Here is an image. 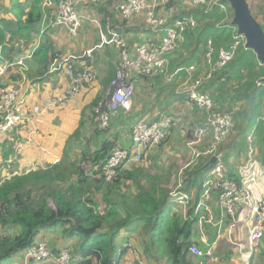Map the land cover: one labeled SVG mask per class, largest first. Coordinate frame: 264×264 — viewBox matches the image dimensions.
<instances>
[{"label":"trees","instance_id":"1","mask_svg":"<svg viewBox=\"0 0 264 264\" xmlns=\"http://www.w3.org/2000/svg\"><path fill=\"white\" fill-rule=\"evenodd\" d=\"M49 1L52 2V7L43 6L44 0L5 1L4 10H0V67L11 63L13 56L29 52L32 44L41 34L40 26L44 15L49 14L59 0ZM111 3L106 4L100 0L98 4H84L77 10L79 14L87 15L92 19L102 18L103 23L105 19H109L110 27L123 38L131 50H135L136 46L141 44V40L138 38V40H133V38L123 35L132 30L126 26V23L133 24L138 21L144 32L151 37L150 30L144 28L142 17L126 23L120 21L117 16L115 17L114 12L108 9ZM175 4V0H170L169 3L161 7L167 11L170 8L174 9L172 20L185 16L197 18V13L194 10L192 11L193 15L179 13L180 8L177 9ZM226 4L231 9L227 0ZM1 5L3 6V4ZM216 9L218 8H214L213 11H217ZM210 13L212 12H205L202 17L209 18L213 15ZM221 14L224 16L223 12ZM258 15L264 19L262 14ZM232 17L234 18V16ZM252 17L257 21V16L252 15ZM90 25L86 21L82 23L81 28L84 29L86 26L91 28L92 25ZM258 25L264 30L263 25L259 23ZM223 27L217 29L215 26L205 25L200 29L198 27L184 32L182 37L186 39L185 46L190 48L189 53L180 55L178 58H174L172 53L169 57L170 69L199 66L196 54L200 49L201 42L210 37L216 40L214 41L215 46L219 47L222 37L227 33L226 30H222ZM82 29L79 36L83 34L81 33ZM230 43L231 40L226 41L225 46L229 47ZM99 45L100 40L90 42V46H93L91 49H94L92 60L84 56L85 50L75 54V61L69 63L77 75L82 74L83 68H85V64L82 65V62L86 61V66L89 67L94 79L98 80L100 87H104V91L101 88L99 90L105 93V89L116 72V66L111 63V60L115 58V55L117 57V54H115L114 45H104L103 48H99ZM32 50H34L32 62L35 67L26 71L25 77L21 75V72H18V67L10 69L9 76L5 75L1 78L4 88L19 89V85L25 81L35 84L44 79L48 80L49 76L47 75L49 74L58 76L61 72L64 73L65 69L61 65H56L57 70L55 71H51L50 68L55 59L58 60L59 56L66 58L67 55L54 52L53 48L43 40V36L38 47ZM253 58L255 55L249 56L246 51L239 48L233 63L228 65L231 75L225 79H222L220 74L214 76L204 86L206 90H209L211 85L218 80L221 85L225 86L228 82L234 81L232 73L233 71L238 73V69L246 75L247 81L242 84L243 87H240L239 91L248 93L247 95L243 94L241 98L250 101L254 107H252L251 116H249L246 126L238 134L243 139L248 135L247 132L252 125L251 119L254 114L259 113V109L256 110V106L258 107L260 103L258 97L264 96L262 91L253 87V81L262 76L259 72L252 70ZM59 61L61 62V60ZM175 62L176 66H174ZM186 63L187 65H184ZM240 76L238 73L236 77ZM140 77L143 81L151 82L152 85L156 84L157 88L168 86L161 78L139 75L135 79ZM67 79L69 82L68 77ZM150 79L153 80L149 81ZM91 84L82 81L80 91ZM217 96L215 102L220 105V110L226 113L230 112L220 104L223 100L221 94L218 93ZM100 100L101 96H96L88 105L89 111L86 113L84 110L87 106L84 108L78 127L68 136L66 141L73 146L71 149L73 151L64 150L63 155L61 154V161L47 167H43L46 164L43 163L38 167H31L28 171H20L15 168L17 161L20 160L19 149L24 148L27 132L32 129L30 123L16 126L0 135V264L12 261L20 252L41 242L54 257H58L62 250H66L72 257L68 264H126L129 259L125 257H129L131 252L136 251L140 253L142 259H151L159 264L161 259H164L163 264L200 263L189 251L192 242L191 235L196 231V219L182 222L179 214L173 209L169 208L164 211V206L171 200L169 196L171 187L172 185L175 187L177 184L178 172L175 174L171 170L163 172L167 163L157 164L155 162L151 164L155 154L161 152L159 150L171 142L169 140L173 134H178L179 129L175 126L176 121L173 120L172 125V119L169 117L171 124L167 128L165 137L159 144L150 147L140 162L130 163L122 169H117L116 178L111 182H105L102 169L114 150H129L131 148L134 124L139 120L148 123L156 122L161 120V116L148 120L142 118L144 115L141 111L142 107H133L134 112L120 111L119 115L111 120L108 128L99 130L93 127V119L95 108ZM69 101L66 100V103ZM166 108L168 109V107ZM166 108L163 111H166ZM234 115L239 116L237 113ZM2 121L3 115L0 114V123ZM87 123L90 125L86 127ZM240 123L239 119V126ZM192 135L191 131L188 132L186 140L193 138ZM258 140L264 141V134L263 138L261 133L258 134ZM236 148L235 140L231 144L227 143V151L223 150L224 153L226 151L223 160L225 167L227 165L226 179L238 182L239 179L234 172L233 161H230V158L238 161L241 152L247 150L246 142L243 141V144L239 145L237 152ZM78 150L80 151L77 152ZM262 155H264L263 151ZM209 170L210 168L204 169L203 167L199 170L184 171L183 192H187L189 195L194 191L195 199L199 200L200 192H203L204 189V179H200L201 190L199 188L198 191L196 174L201 172L204 176ZM192 212L191 210L190 214ZM57 224L61 225V230L57 231L62 233L63 240L78 239L75 248L77 257L67 244H62L59 249L50 245L52 243L50 236L53 234L51 228L57 227ZM39 234L40 240L37 241ZM258 252V258L253 260V263L264 264V246ZM228 254L226 253V257ZM216 255L219 256L220 253L218 252ZM41 264H53V260Z\"/></svg>","mask_w":264,"mask_h":264},{"label":"built area","instance_id":"2","mask_svg":"<svg viewBox=\"0 0 264 264\" xmlns=\"http://www.w3.org/2000/svg\"><path fill=\"white\" fill-rule=\"evenodd\" d=\"M169 1L119 0L111 6V11L114 12L115 16L125 23L142 17L140 14H144L146 19L142 17L143 26L150 30L151 37L146 39V42L136 46L132 57L123 52L115 75L95 108L93 122L97 129L104 130L109 127L111 120L120 111L124 113L131 111L135 77L139 75L149 78H161L165 84L183 78L184 82L176 91L177 97H184L189 106L195 107L205 115L204 125L194 128L192 132L193 139L187 145L192 155H195L196 146L200 145L206 131L210 132L213 140L212 145L208 150H203L197 157L208 154H212L215 157L214 167L204 175L203 185L210 178L217 179L216 182H211L215 186H203L204 189L201 192L203 196H200L199 200L194 199L193 207L191 208L193 212L191 214V210L187 212V217L190 220L196 219L195 237L197 240L192 239L189 251L194 258L199 260V264H255L253 260H257L258 250L264 246V193L261 197H257L253 192V187L256 186L257 188V186H260L264 167L260 160L246 158L245 163L238 170V182L226 179L223 150L227 146L224 147V142L234 127V121L230 114L216 110L213 97L204 88L216 74H219L230 63L239 48L249 49L245 47V37L239 34L234 26L237 34L241 36H237L234 42L231 41L229 47H220L215 54L212 47L207 49L204 60L205 71H207L204 76L195 77L198 69L194 65L171 70L170 55L174 52L183 33L189 28H195L194 20L189 18H180L172 23H167V19H170L167 15L173 14L174 9L170 8L167 11L161 7L169 3ZM213 1L215 0H192L191 3L194 6L201 7L210 6ZM88 3L98 4L100 0H59L51 14L50 24L44 27L40 33L43 34L51 26L65 29L73 38H76L82 29V23L88 21L96 29H100L101 25H105L110 35L107 41L100 33L101 45H99V48L108 44H113L117 47L122 46L118 34L112 31L110 27L109 19H105L103 23L102 18L92 19L87 17V15L78 13L77 9L84 4L88 5ZM222 9L225 10L226 6H222ZM162 14H165V16ZM187 21H189V25H187ZM92 51L93 49L86 50L84 56L92 60ZM32 53H26L11 63H7L4 67H0V114L3 115V121L0 123V135L16 126L32 123L33 118L40 117L44 112L64 107L67 104L66 100H71L81 92L82 81L89 82L94 79L93 74L88 69L89 67L86 66V61L82 62V65L85 64L82 74L75 75L74 69L69 63L70 61H75V57L62 58L59 56L58 60L55 59L53 61L50 70H57L56 65H61L65 69L64 73L70 80L67 88L59 96L44 100L41 106L35 105L31 108H26L19 101L20 87L19 89L4 88L1 78L15 67H18L19 72L26 71L25 62L31 60ZM257 61L259 62L258 59ZM259 65L264 67L260 62ZM255 89L264 90V77L257 79ZM261 117L264 128V114L260 116L258 121L261 120ZM170 124L171 120L169 118L152 123L143 120L137 121L134 124L131 148L129 150L116 149L113 151L102 169L104 181H113L118 174L117 169H122L130 163L140 162L142 156L150 147L159 144L163 140ZM34 131L35 128L32 127L27 132L25 146L33 140ZM256 135L255 133L254 137ZM82 165L84 166V163ZM179 187H181V190H179ZM182 188L183 186H178L177 184L176 187L172 188L169 196L173 202H176L173 204H176L178 208L183 206L186 209L191 197L187 194L186 196L183 195L182 193L185 192H183ZM212 189L213 193L211 192ZM208 192L213 198L217 199L218 197L216 205H210V203L204 201ZM228 222H230V227L233 228L234 234L228 231L227 235L226 227L229 226ZM236 230H238L237 237ZM224 235L228 237L223 238ZM220 243L222 244L218 247ZM226 246L231 247L232 252L227 255L226 259H220L216 253L220 249H225ZM133 253L135 254V260L129 259L126 264H141L137 256L138 253ZM52 258L53 255L45 244L41 242L22 251L21 260L11 261L6 264H30L32 260L46 261ZM71 260V255L64 250L55 258V263L68 264Z\"/></svg>","mask_w":264,"mask_h":264},{"label":"rangeland","instance_id":"3","mask_svg":"<svg viewBox=\"0 0 264 264\" xmlns=\"http://www.w3.org/2000/svg\"><path fill=\"white\" fill-rule=\"evenodd\" d=\"M5 1H0V10H4ZM104 1L106 2V4H109L108 3L109 0H104ZM117 1H119V0H117ZM117 1L115 0L114 3ZM175 1H176L175 7L177 9L180 8L179 13L185 14V15H193L192 14L193 10L197 13V18H194L192 16H185V15H184L185 17H183V18H189V19L194 20V28L195 29H197L198 27L200 29L205 25H208V27H210L212 25V26H215V28L217 27V29H220L218 27L224 26L222 28V30H226V32H227L222 37V40L220 41V45H218L219 47L215 46L214 41H216V40H213L210 37L203 39L202 42L205 41V43L201 42L200 47H199L200 49L198 50V52L196 54L197 55L196 59L197 60L199 59L198 62L200 63V65L199 66L194 65L198 69V71L195 73V77L199 78V77L204 76L206 71H207V70L205 71L206 66H205V61H204L207 49L209 47H212V49L214 50V54H215V52H217V50L220 47L225 46L226 41L229 42V40H231L232 42H234L236 37L241 36V35L237 34L236 28L233 26V23H232L233 22V17H232L233 11H231V9H229L228 4H226V0H215V1L211 2L210 6H201L198 9L195 8L197 6L193 7L194 5L191 3V0H175ZM246 1L249 5V9H250L251 14L253 16H257L258 23L263 25V27H264V19L259 17V15H258V14H262L264 16V0H246ZM213 3H214V6H213ZM1 4H3V6ZM224 5L226 6L225 10L222 9V6H224ZM111 6L112 5H110V7H108V9L110 11H111ZM214 8H218V9H216L217 11H213ZM161 11H164V10H161ZM164 12H162V13H164ZM205 12H212L210 14H213V15L209 16V18L206 17L204 19L202 16H204ZM222 12H223L224 16H222V14H221ZM162 15L165 16V14H162ZM140 16H142L144 19H146V16L144 14H140ZM167 17L170 18V19H167V23H172L175 20H178V19L172 20V14H168ZM156 21L160 22L159 20H156ZM189 21H187V25H189ZM204 21H206V22L200 23V22H204ZM223 24H226V25H223ZM126 26L130 28L133 25L126 23ZM133 28H137V27H133ZM133 28H130V29H133ZM189 29H193V28H189ZM63 30H65V29H63ZM83 31L81 33H83ZM112 31H114V30L112 29ZM262 31L264 33V30H262ZM114 32L117 33L116 31H114ZM198 32H202V31H198ZM67 33H68V31H67ZM100 33L102 34V37H104L105 40L108 41V39L110 38V35L107 32L105 25H101L100 29H91L90 28V31H87L86 34L83 33L81 36H79V33H78L77 37H78V39H82V38H83V40L86 39V40H84V44L86 45L84 47V50L86 48H88L86 50H90L91 47H93V46H90V42L93 43V42H97V40H100ZM68 35L71 38H73V36H71L69 33H68ZM123 35L128 36L129 38H133V40L140 39L141 44L143 42L147 41L146 40V33L144 32V30L138 31V33H129L128 32V33H124ZM230 37H231V39H230ZM118 38H119L120 42L122 43V46H118V47L116 45L114 46L115 54H117V57L115 55V58H113L111 60V63L115 64L116 68L118 67V64L120 62V59H121L123 52H125L129 57H132L134 54V51L128 47V45L126 44V42L123 40V38L120 35H118ZM83 40H82V42H83ZM185 42H186V39L184 37H182L181 42L177 43L176 48L172 54L174 58H178L180 55H185V54L189 53L190 48L187 45L185 46ZM100 43H101V40H100ZM108 45L113 46V44H108ZM103 46H102V48H103ZM57 50H58V48L56 49V53H57ZM238 50L236 51V53L238 52ZM243 50L246 51L249 56L255 55L251 51L249 52L246 49H243ZM117 51H118V53H117ZM58 53L63 54V52H58ZM214 54H213V58H214ZM21 55L22 54L17 55V56H13V60L18 59L19 57H21ZM234 57H235V55L233 56L230 63H233ZM25 65L28 68H31L32 62L31 61L25 62ZM184 65H187V63ZM228 65H226L225 68H223L219 73L220 76L222 77V79H225L227 76L231 75L230 74V68H229L230 66H228ZM174 66H176V62L174 64ZM252 66H253L252 67L253 71L259 72L262 75L261 77H264V67L259 65V62L256 60V55H255V58H253ZM227 67H228V69H227ZM9 72H10V70L7 72L6 77L9 76ZM13 72L15 73L16 71H13ZM238 73H240V75H241L240 77H236L238 75ZM238 73H237V71H233L232 76L234 78V81L228 82L225 86H223V85H221L220 80H218V81L214 82L211 85L210 89L208 90L210 92L211 96L213 95L212 97H214L215 108L218 109L219 111H221L220 105H218V102H215V101H216V98L218 97L217 96L218 93L221 94L223 100L220 104L223 105L225 110H230V112H228V114H230L232 116L233 121H234V127H233L232 131H230L229 137L224 142V144H225L224 147L227 146V144H226L227 142H230L229 144H231V142H233V140H235L237 143V148L235 149V151L237 152L239 149V145H242L243 141L246 142L247 150L245 152H241L240 157H238V161H235L232 158H230V161H233L234 172L236 174H238V170L241 167V165L245 163L246 158L256 159V160H260V161L264 162V155H262V151L264 153L263 141L258 140V137L257 138L253 137L252 140L248 139V137H247V136H251L255 133L256 134L261 133L262 138H263V130H264V128L262 126L263 120H262V117L260 120L261 122L258 121V119L260 118V116H262L264 114V96L258 97V99H260V103H259L258 107L256 106V110L259 109V113L258 114L255 113L253 118L251 119L252 125L248 129V132H247L248 135L245 137V139H243L242 136L239 137L238 134H240L242 132L241 131L242 128H244L246 126V124L250 118L249 116H251L250 114H251L252 107H254V104H251L250 101H248L244 98L243 99L241 98L243 96V94H246V95L248 94L247 92L239 91L240 87H243L242 84L247 81V77L243 73V71L240 69H238ZM219 74H216L215 76H217ZM234 75H235V77H234ZM151 80H153V79H150L149 81H151ZM61 81L63 82V79ZM256 81H257L256 79L253 81L254 89H255ZM89 82H93L90 85V91H92V92H91V94L84 96V100H83L82 104H87L89 101L91 102L95 98V94H96V96H101V98L104 95V92H103L104 87L103 88L100 87V85L98 84V80L93 79ZM183 82H184V79L180 78L179 80H176V81H173L171 83L166 84V85H168L166 87L157 88L156 84L152 85L151 82L143 81L142 77L136 79L134 82V93L132 96V109H131V111H133V107H135V108L142 107L143 109H141V111L144 113L142 118H145L148 120L149 119L151 120L155 117L159 118L161 116L160 119L170 117L172 119V125H173V120L176 121L175 126L179 129L178 134L177 135L173 134V136L169 140V142L170 141L171 142L168 143L167 145H165L162 149H160L159 151H161V152H157L155 154V157H153L151 164H154L155 162L157 164L167 163V165H165L166 169L163 170V172H167V170H171V172H173V174L178 172V175H177L178 186H183V177H184L183 173H184V171H187L189 169L199 170L203 167H204V169L210 168V170H212L214 167V163H215V157L212 154L199 155L197 157L198 154H200L203 150L204 151L208 150L210 148V146L212 145V142H213L212 136H211L210 132H208V130L206 131L205 137L202 140V142L200 143V145L196 146L195 155H192V153L190 152V149L187 145V143L193 139V138H191L190 140H186L187 139V133L190 131L193 132L195 127L203 126L204 120H205V115L203 112L196 109L195 107L189 106L187 100L184 97H181V96L177 97V94H176L177 88ZM22 86L25 87L24 84ZM100 88L103 91L99 90ZM20 89H21V92L24 91L21 87H20ZM20 89H19V91H20ZM48 99H49V97L42 98L40 100V102L38 101L37 105L41 106L42 101L48 100ZM19 101H20V98H19ZM80 102L81 101H79V103ZM256 102H258V101L256 100ZM166 107H168V109ZM165 108L167 110L163 111ZM87 111H89V106H87V108L84 110L85 113ZM221 112H224V111H221ZM236 113L239 115L238 117L234 115ZM41 116L44 117L43 127L45 130L43 132L37 134V127H36V124H34L33 126L35 128V131L33 133V140L30 141L29 144L24 146L23 149H21V150L19 149L18 156H20V160L17 161L15 168L20 170V171H22V170L28 171V170H30L31 167L32 168L34 166L38 167V165H41L43 163H46L45 165H43V167H47L50 164H54V163L61 161L64 150L67 149L69 152L73 151V150H71L73 148V146L71 144H69L68 142L65 143V147H64V140L66 139V137L68 135H71V133H73V131L79 125L80 118H79V115L77 114V107H75V103H73V101H71V102H69V104L67 106H65L63 108L58 107V108L52 109L51 111L44 112ZM37 118L38 117L33 118V123H34L35 119H37ZM239 119L241 122L240 126H239ZM89 125H90V123H87L86 127ZM193 125H194V127L192 128ZM93 127H95V126L93 125ZM86 134H88V133L86 132ZM62 144H63V147H61ZM83 145H85V144H83ZM80 147H82V146H80ZM79 151L80 150H78L77 152H79ZM226 151H227V149H226ZM226 151H225L224 155L226 154ZM212 160H214V161L212 162ZM226 170H227V165H226ZM240 172H241V169H240ZM209 176H211V175H209ZM8 178H10V177H8ZM196 178L198 181L196 186H198V191H199V188L201 190V187H200L201 183L199 181H200V179L204 178V176L201 172H198L196 174ZM262 178H263V180H262ZM216 181H217L216 178H210V180H207L203 186H215V185H212L211 182H216ZM262 183L264 185V175H261L260 184H262ZM177 184L175 185V187L177 186ZM173 186L174 185H172L171 188H174ZM179 190H181V187H179ZM255 190H256V186L253 187V192H255ZM211 192L213 193V189L211 190ZM182 194L185 196H186V194L188 195L187 192L182 193ZM189 196L191 197V200L188 203V205L186 206V209H184L183 206H179V208H178L176 206V204H173L176 202H173V200L170 198L171 199L170 202H168L164 206V211L171 208L176 213L179 214L180 220L182 222H184L186 220H190L187 217L188 216L187 212L189 210H191V208L193 207V202L195 199L194 191H193V193L190 192ZM206 196L207 197L205 198L204 201L210 203V205L211 204H214V205L217 204L216 200L218 199V197H217V199L213 198L209 192L206 194ZM185 218H186V220H185ZM228 223H229L228 224L229 226L226 227L227 235H228V231H230L232 234H234L233 228L230 227V222H228ZM60 228H61L60 224H57V227L51 228V231L53 232V234L50 236L51 241H52V243L50 245L54 248L59 249L62 244H67L72 248V251L74 252V254L77 257V254L75 252V248L77 247L78 239L75 238L74 240H71V241L63 240L62 239L63 238L62 233L60 231H57L58 229L61 230ZM237 236H238V230H236V237ZM227 237L228 236L224 235L223 238H227ZM39 240H40V234L37 237V241H39ZM221 244L222 243H220L218 245V247L221 246ZM51 246H50V248H52ZM62 251H64V250H62ZM218 251L220 253L219 258L220 259H226L227 258L226 253L228 254L229 252H232V248L229 246H226L225 249H223V250L220 249ZM136 252L138 253L137 256H138L139 262L141 264H159L158 262H155L153 260L151 261V259H144V258L142 259V257L140 256V253L138 251H136ZM128 255H129V252H128ZM21 257H22V252H20L17 256H15L12 261H19V260H21ZM55 258H57V257L53 256L52 259H49L46 261L53 260V264H56ZM125 258H128V259L133 261V260H135V254L133 252H131L129 257H125ZM46 261L45 260H32V261H30V264H41L42 262H46ZM147 261H148V263H147ZM163 262H164V259H161L160 264H163Z\"/></svg>","mask_w":264,"mask_h":264},{"label":"crops","instance_id":"4","mask_svg":"<svg viewBox=\"0 0 264 264\" xmlns=\"http://www.w3.org/2000/svg\"><path fill=\"white\" fill-rule=\"evenodd\" d=\"M114 1L115 0H109L108 3L112 2L110 5H114L118 2L116 0L117 2L114 3ZM103 3H105L104 0H103ZM43 6L52 7L53 5H52L51 1L44 0ZM54 9L50 10L49 14L46 13L44 15V18H43V20L41 22V26H40V32L44 27H46L47 25L50 24V21H51L50 16L53 13ZM132 25L133 26H131L130 28H133V27H137V28H133L130 31V33H138V31H143L142 26L139 24L138 21H135ZM91 29H96V28L92 25ZM83 30H82L83 33H86L87 31H90V28L86 26ZM42 36H43V40L45 42H47L48 45L51 46V48H53L54 52H56V49L58 48L57 52H63V54L67 55V57H74L75 54H77L79 52H83L86 49H88V48H86L84 50V47L86 46L84 44V40H86V39H84V40H83V38L78 39V37L77 38H71L65 30H63L61 28H55V27L50 26L44 32V34H40L38 36V39H36L34 44H32V47L30 48L29 52L27 51L28 53L34 52V50H32V49H34V48L36 49L38 47V45L40 44ZM148 38H150V36L148 34H146V39H148ZM82 40H83V42H82ZM25 54H22L21 56H23ZM32 56H33V53H32ZM30 61L32 62V58H31V60H27L26 62H30ZM32 67H35L34 62H32ZM31 68H28L26 66V69H27L26 71H29ZM26 71L25 70L21 71V75L25 77ZM48 73H50V72H48ZM47 76H49L48 80L44 79L43 81H41L39 83H35V84H29V82L25 81L24 83H22L20 85V87L24 90L23 92H21V89L19 91L20 101H21L22 106H24L26 108H31L32 106L37 105L38 101L40 102V100L42 98L49 97V99H53L54 97L59 96L67 88L69 82H68L66 75H64L63 72H61L58 75L59 77L56 75H52V74H49ZM62 79H63V82L61 81ZM23 84L25 85V87L22 86ZM257 90H260V89H257ZM260 91H262L264 93V90H260ZM91 92L92 91H90V86H87L86 88H83L82 91L77 96H75L74 98H72L69 101V102L73 101V103H75V107H77V114L79 115V118H81L84 108L91 103L89 101L87 104H82V102L84 100V96L91 94ZM95 97H96V94H95ZM79 101H81V102L79 103ZM69 102H68V104H69ZM43 120H44V117L40 116L37 119H35L34 123L33 122L30 123L31 127H34L33 125L36 124L37 134L41 133L45 130L43 127ZM68 136L64 140V147H65V143L67 142L66 140H67ZM247 137H248V139L252 140L254 135L247 136ZM257 137H258V134L255 136V138H257ZM231 143H233V142H231ZM61 147H63V144L61 145ZM261 163H262V166L264 167V162L261 161ZM263 175H264V173H263ZM262 180H263V178H262ZM254 193L257 197L262 196V194L264 193L263 183L260 184V186H257ZM200 196H203V195L200 194ZM195 230H196V228H195ZM191 238L195 239V241L197 240L195 237V232L191 235Z\"/></svg>","mask_w":264,"mask_h":264},{"label":"water","instance_id":"5","mask_svg":"<svg viewBox=\"0 0 264 264\" xmlns=\"http://www.w3.org/2000/svg\"><path fill=\"white\" fill-rule=\"evenodd\" d=\"M233 11V26L245 37V47L264 65V33L253 19L246 0H227ZM214 160H212L213 162Z\"/></svg>","mask_w":264,"mask_h":264},{"label":"clouds","instance_id":"6","mask_svg":"<svg viewBox=\"0 0 264 264\" xmlns=\"http://www.w3.org/2000/svg\"><path fill=\"white\" fill-rule=\"evenodd\" d=\"M226 47V46H225ZM257 58V57H256ZM254 135V134H253ZM11 262V261H10Z\"/></svg>","mask_w":264,"mask_h":264}]
</instances>
